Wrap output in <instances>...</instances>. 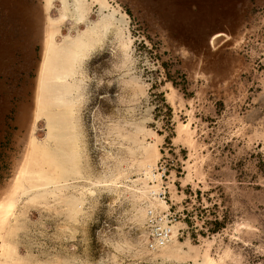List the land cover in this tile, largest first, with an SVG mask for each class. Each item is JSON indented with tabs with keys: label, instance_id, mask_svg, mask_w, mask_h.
Segmentation results:
<instances>
[{
	"label": "rangeland",
	"instance_id": "1",
	"mask_svg": "<svg viewBox=\"0 0 264 264\" xmlns=\"http://www.w3.org/2000/svg\"><path fill=\"white\" fill-rule=\"evenodd\" d=\"M0 264H264V0H0Z\"/></svg>",
	"mask_w": 264,
	"mask_h": 264
},
{
	"label": "built area",
	"instance_id": "2",
	"mask_svg": "<svg viewBox=\"0 0 264 264\" xmlns=\"http://www.w3.org/2000/svg\"><path fill=\"white\" fill-rule=\"evenodd\" d=\"M171 231L172 229L170 227H165V226L157 229H153L151 232V235L154 239L152 243V247L165 246L166 242L171 236Z\"/></svg>",
	"mask_w": 264,
	"mask_h": 264
},
{
	"label": "bare ground",
	"instance_id": "3",
	"mask_svg": "<svg viewBox=\"0 0 264 264\" xmlns=\"http://www.w3.org/2000/svg\"><path fill=\"white\" fill-rule=\"evenodd\" d=\"M81 46H87V44L86 43H84L83 45L82 44H80V45H78V46H76L77 48H80ZM72 53L73 54H75V55H77V53H76V51L75 50H73L72 51ZM64 63H66V62H64ZM56 125V124H55ZM60 129H62L63 130V128H60ZM62 130H60L61 132H62ZM64 131V130H63ZM63 133V132H62ZM60 135V134H59ZM59 141V140H58ZM57 142V141H56ZM67 148V147H66ZM63 150V149H62ZM66 150V149H65ZM38 153V152H37ZM38 156V155H37ZM41 156V155H40ZM43 172V171H42ZM40 173V172H39ZM44 173V172H43Z\"/></svg>",
	"mask_w": 264,
	"mask_h": 264
}]
</instances>
